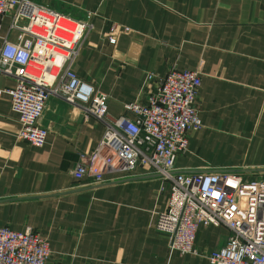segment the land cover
<instances>
[{
  "label": "crops",
  "instance_id": "1",
  "mask_svg": "<svg viewBox=\"0 0 264 264\" xmlns=\"http://www.w3.org/2000/svg\"><path fill=\"white\" fill-rule=\"evenodd\" d=\"M31 1L89 18L73 69L108 95L112 116L128 102H146L172 69L200 72L202 126L189 132L179 170L264 177V0ZM5 27L0 44L17 38ZM14 85L0 72V90ZM39 124L49 131L44 146L20 140L19 115L0 94V226L33 227L49 240L55 264H211L209 253L226 244L227 226H200L193 252L171 250L158 227L170 183L149 168L106 173L100 184L75 177L80 154L105 133L94 115L51 96Z\"/></svg>",
  "mask_w": 264,
  "mask_h": 264
},
{
  "label": "built area",
  "instance_id": "2",
  "mask_svg": "<svg viewBox=\"0 0 264 264\" xmlns=\"http://www.w3.org/2000/svg\"><path fill=\"white\" fill-rule=\"evenodd\" d=\"M5 17H10L9 34L17 38L7 36L0 44V72L15 85L0 94L10 96L19 115L20 140L45 145L49 131L39 120L51 96L81 107L106 129L90 154H80L75 177L100 184L108 180L106 173L130 176L139 165L149 168L147 174L170 183L168 209L160 213L158 227L167 233L171 250L191 253L200 226L225 225L231 234L209 253L211 264H264V177L247 179L229 169L186 172L175 166L177 155L188 149L189 132L202 126L198 70L172 69L146 102H128L125 113L112 116L108 95L73 69L93 28L89 18L75 19L31 0H0V37ZM109 40L116 43L114 35ZM51 253L49 240L33 227L0 226V264H55Z\"/></svg>",
  "mask_w": 264,
  "mask_h": 264
},
{
  "label": "rangeland",
  "instance_id": "3",
  "mask_svg": "<svg viewBox=\"0 0 264 264\" xmlns=\"http://www.w3.org/2000/svg\"><path fill=\"white\" fill-rule=\"evenodd\" d=\"M9 23H10V17L3 20V25L5 24L6 27H8Z\"/></svg>",
  "mask_w": 264,
  "mask_h": 264
}]
</instances>
